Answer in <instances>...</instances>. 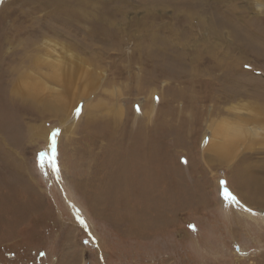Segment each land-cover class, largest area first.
Here are the masks:
<instances>
[{"label": "rangeland", "instance_id": "rangeland-1", "mask_svg": "<svg viewBox=\"0 0 264 264\" xmlns=\"http://www.w3.org/2000/svg\"><path fill=\"white\" fill-rule=\"evenodd\" d=\"M66 1L0 0V264H264V0Z\"/></svg>", "mask_w": 264, "mask_h": 264}, {"label": "bare ground", "instance_id": "bare-ground-1", "mask_svg": "<svg viewBox=\"0 0 264 264\" xmlns=\"http://www.w3.org/2000/svg\"><path fill=\"white\" fill-rule=\"evenodd\" d=\"M70 6L66 9V10H64V11H62V15L63 16H69V15H71V16H74L75 14H76V10H77V8H79L78 7V5H81V4H83L82 5V10H81V12H82V14H83V16H84V18H87V17H89L90 16V14L92 13V7H91V5L89 4V1L88 0H67L66 1ZM65 9V8H64ZM51 28V27H50ZM49 30H51V29H49ZM58 31V30H57ZM53 32V31H52ZM61 34V33H60ZM221 60V59H220ZM82 88H84V86H82ZM78 89H80V88H78ZM77 89V90H78ZM83 90V89H82ZM84 92V91H83ZM87 94V93H86ZM79 98H81V94L79 93ZM88 95V94H87ZM235 96L236 95H232L231 96V98L233 97V98H235ZM85 97V96H84ZM90 97V96H89ZM88 97V98H89ZM78 98V99H79ZM153 100V99H152ZM154 101V100H153ZM78 102H79V100H77L76 101V103L74 104V106H72L71 108H70V110H71V115H72V113H73V111L77 108V105H78ZM86 102V101H85ZM94 104V103H93ZM143 104V103H142ZM64 104L63 103H61V104H59V108H60V112L62 113H57V117L59 118V120H60V123H62V122H64L63 120H65V118H64V112H65V110H68V107H64L63 106ZM91 105H92V103H91ZM90 107V106H89ZM88 107H86V109H87ZM91 108V107H90ZM153 108H154V106H153ZM88 111H89V108H88ZM90 111H92V109L90 110ZM57 112V111H56ZM151 112V111H150ZM152 118H154V117H152V115H150V117H149V120L150 119H152ZM89 119V118H88ZM248 119L249 120H251V118L250 117H248ZM70 121V120H69ZM264 120H261V118H256V124H255V127H254V130H255V133L257 134V135H260L261 133H263L264 132V122H263ZM258 123H259V125H258ZM69 124V123H68ZM67 125V124H66ZM59 126H61V125H59ZM72 127V126H71ZM63 128V127H62ZM73 128V127H72ZM253 130V131H254ZM37 131H39V130H36L35 128H31L30 130H29V135L31 136V137H35L36 135L37 136H39V137H42L43 139H45L46 141H47V143L48 144H50V133H51V129H47V130H44V132L42 133V134H39L40 132H37ZM63 133H65V128L64 129H62V132H61V135H63ZM60 135V134H59ZM60 135V136H61ZM207 136V135H206ZM204 137H205V134H204V136H203V139H202V142H203V152H209L210 154L209 155H218V154H221V153H223V152H226V151H224L223 149H229V146L227 145V144H225L224 142H216L215 140H213V141H211V138L209 137V138H206V139H204ZM210 158H211V156H210ZM225 159H227L226 157H225ZM210 160H213V159H210ZM223 161V160H222ZM213 162H214V160H213ZM221 162V161H220ZM225 162H227V161H225ZM224 201V200H223ZM226 204V203H225ZM262 211H264V210H262ZM247 214V217H249V218H252V219H255L256 217L253 215V214H251V213H249V212H247L246 213ZM257 221H259V219H256ZM262 221H263V223H264V216L262 217Z\"/></svg>", "mask_w": 264, "mask_h": 264}, {"label": "snow or ice", "instance_id": "snow-or-ice-1", "mask_svg": "<svg viewBox=\"0 0 264 264\" xmlns=\"http://www.w3.org/2000/svg\"><path fill=\"white\" fill-rule=\"evenodd\" d=\"M158 99V98H157ZM139 110V108L137 109ZM77 114L80 109L77 108ZM59 129H54L50 133V148L49 150L43 151L40 153V165L43 168L45 163L51 165L52 169L58 174L59 173V164H58V135ZM222 193L225 201L236 202L239 203L238 198L230 191L227 186L226 181H222ZM249 211H251L249 209ZM83 222V221H82ZM194 227V226H193Z\"/></svg>", "mask_w": 264, "mask_h": 264}, {"label": "crops", "instance_id": "crops-1", "mask_svg": "<svg viewBox=\"0 0 264 264\" xmlns=\"http://www.w3.org/2000/svg\"><path fill=\"white\" fill-rule=\"evenodd\" d=\"M258 180H255L254 182L256 183V187L258 188L259 187V184H260V186H262L263 185V187H264V184H262V183H258L257 182ZM261 181V180H260ZM262 196V195H261ZM253 197H257V195L255 194V195H253ZM255 206H257V207H260L261 208V206H263L264 207V203H262V202H259V201H257V200H255V202L253 203ZM262 210H264V209H262ZM261 211V210H260ZM262 217H263V215H262Z\"/></svg>", "mask_w": 264, "mask_h": 264}]
</instances>
